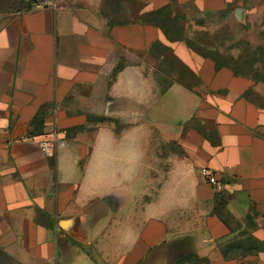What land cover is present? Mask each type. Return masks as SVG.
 Listing matches in <instances>:
<instances>
[{
  "label": "crops",
  "instance_id": "obj_1",
  "mask_svg": "<svg viewBox=\"0 0 264 264\" xmlns=\"http://www.w3.org/2000/svg\"><path fill=\"white\" fill-rule=\"evenodd\" d=\"M170 1L0 14V250L18 264H264V248H235L246 229L264 240V81L170 42L196 82L158 92L146 65L169 41L139 18ZM175 1L212 12L235 0ZM165 127L172 159L155 154Z\"/></svg>",
  "mask_w": 264,
  "mask_h": 264
},
{
  "label": "rangeland",
  "instance_id": "obj_2",
  "mask_svg": "<svg viewBox=\"0 0 264 264\" xmlns=\"http://www.w3.org/2000/svg\"><path fill=\"white\" fill-rule=\"evenodd\" d=\"M39 1L0 0V14L28 9ZM169 10L177 28L172 36L181 40L156 45L154 58L147 62V69L153 67L158 92L172 81L192 85L196 82L195 72L177 58L172 42L182 43L195 56L211 57L236 73L247 75L254 81H264V0H235L227 8L212 12L199 10L193 5L170 2ZM255 100L264 105L261 95L256 94ZM154 138L156 155H169L172 159L179 154L171 128L155 129ZM162 162L165 161L156 159L155 168L161 169ZM235 246L237 252L256 251L264 248V240H257L252 235V229H246L243 241ZM0 264L18 263L0 250Z\"/></svg>",
  "mask_w": 264,
  "mask_h": 264
},
{
  "label": "trees",
  "instance_id": "obj_3",
  "mask_svg": "<svg viewBox=\"0 0 264 264\" xmlns=\"http://www.w3.org/2000/svg\"><path fill=\"white\" fill-rule=\"evenodd\" d=\"M170 2H175L176 3L175 0H172ZM170 2L168 4H166L165 6L159 8L157 10L152 11L147 18H145V19L139 18V20L144 21V22H151V23L155 24L157 27H159L161 29V31L163 32L165 38L168 41H178V40H181V38L178 37V38L174 39L173 38L174 36H172V34L177 30V28H176L175 19L170 16V10H169ZM159 44H160V42H156L153 45V50H152L153 53L155 52L154 51L155 50V46L159 45ZM204 58H209V59L213 60L214 63H215V67H217V68L220 67V66H226V65H221V64L216 63L215 59H213L211 57L205 56ZM185 69H187V68L185 67ZM173 82L174 81H172L171 83H173ZM179 82L184 84V85H186V86H188L186 83H183L181 81H179ZM171 83H169V84H171Z\"/></svg>",
  "mask_w": 264,
  "mask_h": 264
},
{
  "label": "built area",
  "instance_id": "obj_4",
  "mask_svg": "<svg viewBox=\"0 0 264 264\" xmlns=\"http://www.w3.org/2000/svg\"><path fill=\"white\" fill-rule=\"evenodd\" d=\"M61 0H40L37 6H55ZM56 146L55 143L47 140H42L40 142V148L46 154H49L51 148ZM200 174L204 180L209 183L215 192H222L224 190V184L217 178L216 174L208 167L200 168Z\"/></svg>",
  "mask_w": 264,
  "mask_h": 264
}]
</instances>
